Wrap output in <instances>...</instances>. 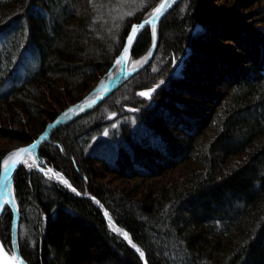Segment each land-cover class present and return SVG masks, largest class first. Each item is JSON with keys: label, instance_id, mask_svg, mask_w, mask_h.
I'll return each mask as SVG.
<instances>
[{"label": "trees", "instance_id": "1", "mask_svg": "<svg viewBox=\"0 0 264 264\" xmlns=\"http://www.w3.org/2000/svg\"><path fill=\"white\" fill-rule=\"evenodd\" d=\"M158 1L128 12L117 0H0V110L19 111V130L0 124V139L31 143L45 122L28 137L29 120L55 118L47 101L62 110L80 100ZM216 2L181 0L149 63L18 168L26 264H264V0ZM150 42L145 29L132 60ZM176 170L177 180L146 185ZM107 177L141 185L112 188ZM11 220L5 210L8 253Z\"/></svg>", "mask_w": 264, "mask_h": 264}, {"label": "water", "instance_id": "2", "mask_svg": "<svg viewBox=\"0 0 264 264\" xmlns=\"http://www.w3.org/2000/svg\"><path fill=\"white\" fill-rule=\"evenodd\" d=\"M181 0H159V2L154 6L151 12L143 17L139 23L133 24L130 28V31L125 39L124 46L120 54L116 57L113 62L112 67L107 71V73L101 77L93 87L77 102L68 105L62 111H60L52 122L47 123L43 132L35 139L33 142L27 146H22L17 148L14 152L11 153V158L9 159L10 171L8 173V183L5 185L3 182H0V205L3 207L0 208V218L8 210L11 213V252L8 253L0 242V264H26L22 259L19 247H18V227L20 216L15 203L13 196V180L15 174L20 166L23 164L25 158H31L33 160L36 151L39 147L50 138V136L59 128H62L78 118L90 113L96 109L101 103L108 99L113 93H115L125 82H127L135 73L144 68L150 61L155 51L157 45V28L162 19L180 2ZM161 4H164V9L161 10L159 18L154 24H146L144 28L140 29L138 26L141 25L144 21L151 18L153 11L158 8ZM133 26H137L138 30L135 34V37L129 46L128 37L132 34ZM148 29L150 32L151 42L150 48L147 55L144 57L142 62L136 68H129V62H132L131 50L137 40L138 36L145 30ZM128 47V52L125 53L124 49ZM121 60V63H117V60ZM119 64L118 68L116 67L115 72L109 77L112 69ZM67 113V115H65ZM30 148V152H19L20 149ZM16 153L15 156L12 154ZM7 157L3 159L0 165V175L3 174V162ZM16 161V166L14 169H11L12 162ZM57 181H62V179L56 178ZM5 188H7V194L5 193ZM92 199V198H90ZM123 240L127 243L129 242L124 238L123 235L119 234ZM133 248V247H132ZM136 250L135 248H133ZM144 261V259H142Z\"/></svg>", "mask_w": 264, "mask_h": 264}, {"label": "rangeland", "instance_id": "3", "mask_svg": "<svg viewBox=\"0 0 264 264\" xmlns=\"http://www.w3.org/2000/svg\"><path fill=\"white\" fill-rule=\"evenodd\" d=\"M118 1V3H119V5H120V7H121V9H122V11H124V10H126V11H128V12H130L132 9H133V6L134 5H136V8L138 7V2H139V0H117ZM134 2H136V3H134ZM159 2V1H158ZM157 2V3H158ZM134 3V4H133ZM156 3V4H157ZM216 3H218L219 4V7H223V6H228L229 4H231L232 3V0H219V2H216ZM130 4H132L131 5V8L130 7H126V6H129ZM155 4V5H156ZM154 5V6H155ZM125 6V7H124ZM154 6L152 7V8H150L149 10H147L145 13H144V15H143V17H145V16H147L150 12H151V10L154 8ZM217 6V5H216ZM121 9L119 10V12L121 11ZM221 9V8H220ZM118 12V13H119ZM142 17V18H143ZM141 18V19H142ZM145 57V56H144ZM144 57H142L141 59H139V60H132L133 62H135V63H140V62H142V60L144 59ZM180 64H181V59L179 60H177V62H176V66L177 67H179L180 66ZM103 77V76H102ZM94 86V85H93ZM92 86V87H93ZM89 91V90H88ZM87 91V92H88ZM87 92H85L84 93V95L87 93ZM153 92V90H149V91H146V92H143V93H148V95H146V96H142L141 95V93H140V95L143 97V98H146V97H149V94H151ZM114 94V93H113ZM112 94V95H113ZM83 95V96H84ZM111 95V96H112ZM82 96V97H83ZM107 100V99H106ZM105 100V101H106ZM104 101V102H105ZM48 103H47V107L45 106L44 108H42L43 110H48L49 112L51 111H54V112H57L58 111V113L60 112V111H62L61 110V108H59V107H57L56 105H54L52 102H50V101H47ZM59 103L61 104V105H66V103H68V100L67 99H65V98H63V97H61L60 99H59ZM102 104V103H101ZM100 104V105H101ZM71 105V104H70ZM99 105V106H100ZM98 106V107H99ZM67 107V106H66ZM48 108V109H47ZM95 110V109H94ZM14 113V114H13ZM13 113H11V112H6L5 111V109H2V110H0V124H1V126H6V127H8V128H11L12 130H16V131H18L19 130V127H18V124L17 123H13L12 122V115H13V119H16V117L18 116V114H19V111H17V110H15V112H13ZM57 113V114H58ZM53 120H50L49 118H47V116H45V115H38L37 117H36V120H29V122H28V124L24 127V129H22L24 132L26 131V134H27V136L28 137H33L37 132H38V130L40 129V127H41V124L43 123V122H45V124H44V127H43V129H42V131L39 133V134H37V136H36V138L35 139H37V137L43 132V130H44V128H45V125L47 124V123H50V122H52ZM22 122V121H21ZM25 122H26V120H25ZM25 122H24V124H25ZM58 130V129H57ZM57 130L51 135V136H53L56 132H57ZM50 136V137H51ZM34 139V140H35ZM33 140V141H34ZM48 140V139H47ZM46 140V141H47ZM32 141V142H33ZM45 141V142H46ZM44 142V143H45ZM43 143V144H44ZM30 144V143H29ZM28 144H25V143H21V142H19V141H15V140H9V139H0V152L3 154V153H5L4 154V156L1 158V161H0V165H1V162L3 161V159L5 158V157H8L9 155H11V153L12 152H14L17 148H19V147H22V146H27ZM42 146V145H41ZM40 146V147H41ZM37 152V151H36ZM36 155V154H35ZM35 155H34V158H33V160L31 159V158H25L24 160H23V164L22 165H29V164H35L36 163V161H35ZM235 161V160H234ZM233 162V161H232ZM45 174H47V177L48 178H50V179H54L56 182H59L60 184H63L64 186H67L66 185V183L64 182V180L61 178V177H56L55 176V174H53L51 171H43ZM181 176V171L180 170H176V171H173V172H170V173H168L164 178H162V179H157V180H153L152 182H147L146 183V185L147 184H154V183H157L158 182V184H165L166 182H168V181H175V180H177V177H180ZM56 178H58V179H62V181H57V179ZM102 182L104 183V184H107L109 187H115V188H132V187H136V186H138V185H141V181H119V180H115L113 177H107V178H105L104 180H102ZM145 183V182H144ZM145 185V186H146ZM68 188H70V187H68ZM112 229H114L115 227H111ZM116 229V228H115ZM114 231V230H113ZM115 233L117 234H121L122 233V231L121 230H119V231H115ZM11 252V251H10Z\"/></svg>", "mask_w": 264, "mask_h": 264}, {"label": "snow or ice", "instance_id": "4", "mask_svg": "<svg viewBox=\"0 0 264 264\" xmlns=\"http://www.w3.org/2000/svg\"><path fill=\"white\" fill-rule=\"evenodd\" d=\"M165 5L164 4H161L158 8H156L153 13L151 14V18L149 20H146L144 21L141 25H139L138 27L140 29L144 28L146 24H154L156 22V20L159 18V14H161V10L164 9ZM138 28L137 26H133L132 28V34L129 35L128 37V43H129V46L131 45L134 37H135V34L137 32ZM128 47H126L124 49V52L127 53L128 52ZM122 61L121 60H117V63H121ZM142 96H146L148 95V93H141ZM65 115H67V113H65ZM30 148H27V149H20L18 150L19 152H30ZM13 156L16 155V153H13L12 154ZM4 169H3V174L0 175V182H3L5 185L8 183V173L10 171V167H9V161L8 160H5L4 161ZM16 166V161H13L12 162V165H11V169H14ZM65 183H67V181H64ZM73 191H75V189H73ZM5 193L7 194V188H5ZM3 206L0 205V208H2ZM105 215H107V213H105ZM114 231H119V229H113ZM121 235L124 236L125 239H128V234L126 232H122ZM129 243L131 244V240H129ZM133 248H136V245L133 244L132 245ZM136 251L139 252L140 256L143 257L144 256V253L142 251H140L139 248H136Z\"/></svg>", "mask_w": 264, "mask_h": 264}, {"label": "bare ground", "instance_id": "5", "mask_svg": "<svg viewBox=\"0 0 264 264\" xmlns=\"http://www.w3.org/2000/svg\"><path fill=\"white\" fill-rule=\"evenodd\" d=\"M140 63H135V62H129V68H136V67H138V65H139ZM118 66H119V64H117L113 69H112V71H111V73L109 74V77L112 75V73H114L115 72V69H116V67L118 68ZM12 156L11 155H9L5 160H8L9 161V159L11 158ZM4 160V161H5ZM3 166H5L4 165V162H3ZM128 240V239H127ZM129 241V240H128ZM129 243V242H128Z\"/></svg>", "mask_w": 264, "mask_h": 264}]
</instances>
